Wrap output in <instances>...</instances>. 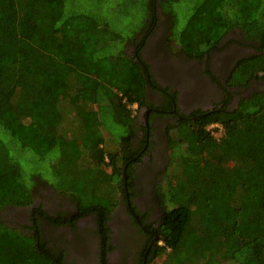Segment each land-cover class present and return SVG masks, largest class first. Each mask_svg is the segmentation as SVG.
Wrapping results in <instances>:
<instances>
[{
  "label": "trees",
  "instance_id": "16d2710c",
  "mask_svg": "<svg viewBox=\"0 0 264 264\" xmlns=\"http://www.w3.org/2000/svg\"><path fill=\"white\" fill-rule=\"evenodd\" d=\"M79 1L0 0V212L31 205L41 181L72 198L82 216L96 214L106 232L132 149L107 151L105 117L126 130L120 139L129 143L153 80L140 51L156 30L157 2L172 22L168 49L175 42L188 58L201 61L226 39L233 46L238 41L227 36L237 32L251 42L240 44L257 53L229 78L231 86H247L264 81V0H195L181 30L175 6L183 0H146L147 24L125 38L104 10L81 11ZM102 2L117 20L130 15L127 0ZM140 31L145 37L129 56L125 44ZM213 125L218 129L209 130ZM168 139L174 152L159 191L163 245L156 257L165 264H264V90L233 109L187 118ZM27 153L35 166V157L47 164L54 183L37 170L26 173ZM35 224L28 236L0 222V264H67Z\"/></svg>",
  "mask_w": 264,
  "mask_h": 264
},
{
  "label": "flooded vegetation",
  "instance_id": "af4514ba",
  "mask_svg": "<svg viewBox=\"0 0 264 264\" xmlns=\"http://www.w3.org/2000/svg\"><path fill=\"white\" fill-rule=\"evenodd\" d=\"M164 30L163 25L158 28L140 51L153 80L148 78L145 105L130 129L133 142L123 171V191L107 216L106 232L96 214L82 216L72 198L45 185L34 186L31 205L0 212V222L28 236L38 231L37 223L50 249L63 254L67 264H153L163 245L159 191L160 178L165 183L167 174L158 177V171L167 165L166 153L172 150L169 131L187 118L197 121L233 109L240 99L264 90V81L259 80L247 86L229 84L236 64L257 53L254 47L240 44L251 43L240 32L235 34L239 43L224 46L228 39L223 40L222 47L198 61L188 58L175 42L171 45L178 52H168L169 32ZM136 47L132 50L137 55Z\"/></svg>",
  "mask_w": 264,
  "mask_h": 264
},
{
  "label": "rangeland",
  "instance_id": "374dc122",
  "mask_svg": "<svg viewBox=\"0 0 264 264\" xmlns=\"http://www.w3.org/2000/svg\"><path fill=\"white\" fill-rule=\"evenodd\" d=\"M102 1L103 0H80L79 2H77V9H79L81 11H87V10H91L94 8L98 9V10L99 9L104 10L103 14L107 17V19H109V21L114 22L115 29L124 38L126 36H131L132 34L138 32V30H140L144 27V24H147L146 23L147 22V18H146L147 14L145 11V7L142 8V3L146 4V0H127V1H129V2H126V4L128 7V11H130V15L128 17H126V19H124V20H122V19L117 20V17L115 15L114 11L108 12L107 10L102 9V8H105L104 6L106 5V3L102 2ZM118 1L124 2L126 0H118ZM157 4H158L157 5L158 6L157 13L155 12V16H156L155 29L157 30L158 28H160L163 25V28L165 29L164 31L166 33H168V28L172 25V22L163 13L162 8L159 6L160 5L159 2H157ZM118 5H115V6H118ZM194 5H195V0H183V1H180L179 3L176 4V6H175V10H176L175 16H176V22H177V24L175 25V27H177L176 29L181 30L186 26L188 19L191 18L192 14H193ZM118 8H119V6H118ZM153 18L154 17L152 16L151 22H153ZM149 19H150V17H149ZM166 33H165V35H166ZM232 36H233L232 38L236 37V35H232ZM140 37H143V39H144L145 33L140 31L136 35L135 41L130 39L129 41L126 42L125 48H126V52L129 54V56L134 55L133 54L134 51L132 50V48L136 47L135 45H136L137 41L139 42ZM137 47H138V45H137ZM167 50L171 54L177 52V51H174L175 48L173 45H172V49H167ZM105 120L107 122L109 121V124H111V125H109V127L111 128V130H109L110 133L109 132L107 133L105 131L103 132V137L105 139V145H106L107 151L109 152V150L114 151L116 149H119L121 151L126 152L127 148H129L131 146L133 140H131L129 143L121 141L120 137L125 135L126 130L123 129L122 127L118 126V125H115L112 122V117L109 115H107L105 117ZM215 129H218L217 125H213V126L209 127V130H215ZM171 134H173V135L175 134V129H172ZM220 134H221V132H217V131L214 133V135L217 139L220 138ZM173 152H174V150L172 149L170 152L166 153L168 162L166 163L167 165L164 168L167 167V169H168L169 165L171 164V162H172L171 157L173 155ZM27 155H28L27 157H25L24 159L21 160L26 173L30 174V171H33V173H34V171L37 170L36 172L41 173L42 176H44V179L46 181L54 183L55 176L52 173L53 171L50 172L47 164L41 163L39 161V159H37L35 157V162H36V166H35V163L33 160L34 158H31V157H34V155L29 154V153H27ZM68 159H70V158L68 157ZM164 168H160V170L158 171V177H160L164 174L165 175L167 174V169L164 170ZM160 179H161V184H160V186H161L162 184H165V183H164L162 178H160ZM37 182H38L37 183L38 185L45 187V186H43L44 185L43 182H41V181H37ZM33 186H36V184ZM160 206L162 207V210H163L164 209L163 205L160 204ZM153 264H165V258L160 257L157 260H155Z\"/></svg>",
  "mask_w": 264,
  "mask_h": 264
},
{
  "label": "built area",
  "instance_id": "2783aa9c",
  "mask_svg": "<svg viewBox=\"0 0 264 264\" xmlns=\"http://www.w3.org/2000/svg\"><path fill=\"white\" fill-rule=\"evenodd\" d=\"M132 109L134 111V115H136L137 114V110H138L137 105H133Z\"/></svg>",
  "mask_w": 264,
  "mask_h": 264
}]
</instances>
